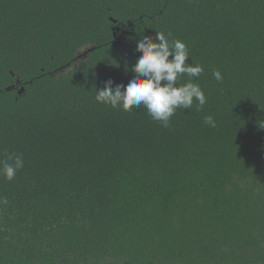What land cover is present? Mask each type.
<instances>
[{"label": "trees", "instance_id": "obj_1", "mask_svg": "<svg viewBox=\"0 0 264 264\" xmlns=\"http://www.w3.org/2000/svg\"><path fill=\"white\" fill-rule=\"evenodd\" d=\"M156 31L204 68L207 103L167 128L94 100ZM10 153L0 264H264V0H0Z\"/></svg>", "mask_w": 264, "mask_h": 264}, {"label": "clouds", "instance_id": "obj_2", "mask_svg": "<svg viewBox=\"0 0 264 264\" xmlns=\"http://www.w3.org/2000/svg\"><path fill=\"white\" fill-rule=\"evenodd\" d=\"M162 31L155 36L145 35L136 43V52L140 53L130 71L132 79L124 84H114L111 79L104 82L100 90L95 89V102L131 112L143 107L147 114L162 127L167 128L177 110H190L196 103L197 110L207 103V97L200 84L193 80L200 77L204 68L191 61V55L185 42L170 39ZM191 61V62H189ZM126 72L129 71L127 64ZM189 78L180 84L182 76ZM217 81L223 76L219 70L213 72ZM204 123L216 127L213 116L204 117ZM24 167L22 154L10 153L0 160V175L7 181L15 179L18 171ZM8 200L0 197V205H7Z\"/></svg>", "mask_w": 264, "mask_h": 264}, {"label": "water", "instance_id": "obj_3", "mask_svg": "<svg viewBox=\"0 0 264 264\" xmlns=\"http://www.w3.org/2000/svg\"><path fill=\"white\" fill-rule=\"evenodd\" d=\"M113 22L116 23L115 20H114ZM123 41H124L123 38H116V39L114 40V45H115V46H123V45H125V43H124ZM92 50H93V49H91V51H92ZM88 53H89V52H88ZM21 91H24V88H22V90L19 91V94H21Z\"/></svg>", "mask_w": 264, "mask_h": 264}]
</instances>
